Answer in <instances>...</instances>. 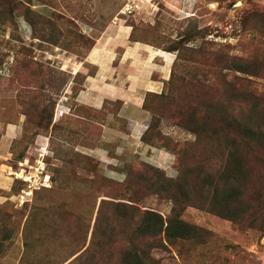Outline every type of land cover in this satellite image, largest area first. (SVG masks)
I'll list each match as a JSON object with an SVG mask.
<instances>
[{
	"label": "rangeland",
	"instance_id": "obj_1",
	"mask_svg": "<svg viewBox=\"0 0 264 264\" xmlns=\"http://www.w3.org/2000/svg\"><path fill=\"white\" fill-rule=\"evenodd\" d=\"M120 19L174 63L144 102L146 151L104 161V113L80 119L75 105L84 58ZM228 124L262 144L241 149L249 204L233 220L212 211L208 186ZM147 211L199 232L143 237ZM133 251L264 264V0H0V264H121Z\"/></svg>",
	"mask_w": 264,
	"mask_h": 264
},
{
	"label": "crops",
	"instance_id": "obj_2",
	"mask_svg": "<svg viewBox=\"0 0 264 264\" xmlns=\"http://www.w3.org/2000/svg\"><path fill=\"white\" fill-rule=\"evenodd\" d=\"M133 28L124 20L111 23L97 36L82 62L84 75L76 99L75 115L87 119L83 110L104 113L101 160H109L107 150L122 158L140 149L151 120L144 109L148 93H159L170 75L174 56L143 41L132 39ZM116 111H112L118 106ZM142 147V148H141ZM140 148V149H139ZM98 151V150H97Z\"/></svg>",
	"mask_w": 264,
	"mask_h": 264
},
{
	"label": "trees",
	"instance_id": "obj_3",
	"mask_svg": "<svg viewBox=\"0 0 264 264\" xmlns=\"http://www.w3.org/2000/svg\"><path fill=\"white\" fill-rule=\"evenodd\" d=\"M11 15H13L12 9L7 13V16ZM205 126L204 123L196 121L185 124L187 129L197 135L203 134ZM245 127L247 126H244V128ZM223 133L226 139L224 149L225 159L219 170L214 175L210 174L213 179L214 176H216L215 178H217V181H209L208 186L212 191V211L233 220L239 216H243L249 204L246 201L245 187L241 183V177L244 175V168L247 163V158L241 153V149L244 144L250 146V142H246V138L248 141H252L254 146H261L262 144H259V142H257L258 140H255L261 138L259 137V133L251 128H246V132L243 130L239 135L232 129V126L228 124L223 130ZM139 231L143 237L151 236L154 237V240H157V237L162 234L167 238L186 239L191 235V232H199L178 219L169 220L165 226L162 216L152 211H147L144 214L139 225ZM121 264H153V262L150 260L147 252L140 253L138 251H133L131 253L129 252L128 259L123 257Z\"/></svg>",
	"mask_w": 264,
	"mask_h": 264
}]
</instances>
